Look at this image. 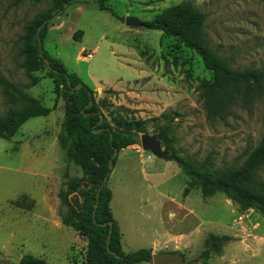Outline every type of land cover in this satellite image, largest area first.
<instances>
[{
	"label": "rangeland",
	"instance_id": "rangeland-1",
	"mask_svg": "<svg viewBox=\"0 0 264 264\" xmlns=\"http://www.w3.org/2000/svg\"><path fill=\"white\" fill-rule=\"evenodd\" d=\"M107 3L114 15L97 2L72 3L49 22L43 49L93 91L114 128L129 132L138 123L173 157L165 161L142 150L137 131L131 132L138 144L118 153L107 187L123 252H178L197 264H264V218L254 209L240 210L221 193L204 197L200 188H188L175 159H210L215 169L240 164L264 136V99L209 122L198 86L211 72L192 50L144 25L167 7L188 3L205 14L207 41L233 68L264 73V0ZM47 8L45 1L0 0V77L53 108L26 121L10 140L0 139V264H21L24 257L44 264L84 262L85 241L61 225L58 215L63 174L67 168L75 174L58 142L64 101L55 98L49 69L33 72L37 83L28 86L23 67L25 28ZM128 17L143 26L125 25ZM10 107L0 85V115ZM258 176L264 181V167ZM209 236L229 239L213 249Z\"/></svg>",
	"mask_w": 264,
	"mask_h": 264
},
{
	"label": "trees",
	"instance_id": "trees-1",
	"mask_svg": "<svg viewBox=\"0 0 264 264\" xmlns=\"http://www.w3.org/2000/svg\"><path fill=\"white\" fill-rule=\"evenodd\" d=\"M15 1L18 3L24 0ZM28 1L48 3V8L27 24L22 38L23 67L30 79L28 86L37 83L32 73L47 68L44 62V59H47L49 73L53 78L55 98L56 100L62 98L64 101L63 131L58 142L64 150L69 167H73L75 172L72 175L70 169L65 170L58 192V215L61 225L74 230L85 241L83 264L149 263L152 255L150 249L123 252L121 233L110 209L111 191L107 187V182L101 187L105 177L111 173L109 161L114 151L119 153L129 146L138 144V135L131 131L145 134L143 128L138 123H135L129 132L114 128L94 100L93 91L83 85L77 75L68 73L59 59L51 57L43 49L49 20L58 11L63 10L64 4H68L69 7L72 3L87 0ZM108 1L99 0L98 7L114 15L107 5ZM204 22L203 12L188 3H181L163 9L144 25L160 31L165 38H174L192 50L201 59L204 68L211 72V79L202 80L198 92L206 119L209 122H216L225 119L233 107L245 109L254 102L264 99V73L254 68L241 70L233 68L230 58L222 56L210 46L204 34ZM42 24L43 27L37 32ZM77 34L81 32L77 31L73 39ZM37 37L42 44V56ZM0 85L11 106L7 112L0 115V139L10 140L26 121L35 117H45L53 110L24 92L23 86L2 77ZM78 85L81 87L74 89ZM90 101L91 105L87 107ZM100 116H103V119L99 123ZM119 123L125 126L132 125L129 122ZM173 154L176 156L175 152ZM117 156L112 160L113 166ZM175 159L189 180L188 188H200L204 197L221 193L240 210L254 209L264 218V181L258 176L264 167V136L240 164L232 167L215 169L210 159L200 163L190 157L176 156ZM95 204L97 207L93 221ZM109 230H111L109 243L106 244ZM228 239L226 236H209L208 244L210 248L218 249L219 245ZM21 264L44 263L33 257H24Z\"/></svg>",
	"mask_w": 264,
	"mask_h": 264
},
{
	"label": "water",
	"instance_id": "water-1",
	"mask_svg": "<svg viewBox=\"0 0 264 264\" xmlns=\"http://www.w3.org/2000/svg\"><path fill=\"white\" fill-rule=\"evenodd\" d=\"M79 1V0H76ZM87 1H91V2H98L99 0H87ZM68 6V4H64L63 6V10L66 9ZM63 10L58 11L50 20H54L56 18H58L61 13L63 12ZM124 24L127 26H132V27H142L143 24L140 23L136 18L133 17H128L125 19ZM44 24H42L37 32H39L40 28L43 27ZM37 41H38V47H39V52L40 55L42 56V44L40 41V38L37 37ZM44 62L47 66L48 69H50L49 66V61L47 59H44ZM69 85V82H68ZM81 87V85L76 86L74 89H79ZM91 105V101L88 103L87 107ZM103 116H100V120L99 123L102 121ZM111 138V136H110ZM140 145L142 150H144L145 152H149L153 157L158 158V159H163L165 161H172L173 157L171 155L168 154L167 151H164L161 149V145L160 142L157 138L156 135H148V134H142L140 136ZM118 155L117 151H114L112 158L109 161V170L110 172H112L113 170V164H112V160L114 157H116ZM110 173H108V175L105 177L103 183L101 184V187H103V185L107 182L108 177H109ZM100 187V188H101ZM98 196V195H97ZM97 207V204L94 205V212H93V221H94V217H95V209ZM111 230H109V235L107 238V242L106 244L109 243V236H110ZM108 249V247H107ZM151 263L152 264H197V261H193L191 263H186L184 261V258L182 257V255L178 252H171V253H155L151 255Z\"/></svg>",
	"mask_w": 264,
	"mask_h": 264
},
{
	"label": "built area",
	"instance_id": "built-area-1",
	"mask_svg": "<svg viewBox=\"0 0 264 264\" xmlns=\"http://www.w3.org/2000/svg\"><path fill=\"white\" fill-rule=\"evenodd\" d=\"M91 56H92V53H89V54H87L86 56H84L86 59H90L91 58Z\"/></svg>",
	"mask_w": 264,
	"mask_h": 264
},
{
	"label": "crops",
	"instance_id": "crops-1",
	"mask_svg": "<svg viewBox=\"0 0 264 264\" xmlns=\"http://www.w3.org/2000/svg\"><path fill=\"white\" fill-rule=\"evenodd\" d=\"M176 241V240H175Z\"/></svg>",
	"mask_w": 264,
	"mask_h": 264
}]
</instances>
